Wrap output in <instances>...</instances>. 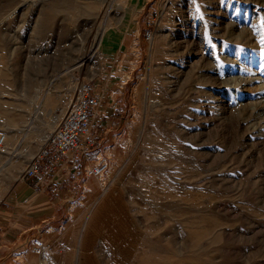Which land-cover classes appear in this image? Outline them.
I'll return each mask as SVG.
<instances>
[{
    "label": "rangeland",
    "instance_id": "rangeland-1",
    "mask_svg": "<svg viewBox=\"0 0 264 264\" xmlns=\"http://www.w3.org/2000/svg\"><path fill=\"white\" fill-rule=\"evenodd\" d=\"M167 1L0 0V203L83 85L106 107L60 264H264V0Z\"/></svg>",
    "mask_w": 264,
    "mask_h": 264
},
{
    "label": "crops",
    "instance_id": "crops-1",
    "mask_svg": "<svg viewBox=\"0 0 264 264\" xmlns=\"http://www.w3.org/2000/svg\"><path fill=\"white\" fill-rule=\"evenodd\" d=\"M95 94L100 102L96 112L104 113L106 107L100 91ZM85 165L93 163L87 160ZM87 178L80 164L75 166L67 162L48 167L47 160L46 163L39 162L35 175L22 176L9 196L0 203V264H60V261L68 262L74 253L80 251L81 235L76 229L80 218L65 216L62 207L73 198L74 192L70 187L81 189L80 202H83L88 192ZM96 209H90L89 219ZM37 237L45 245L43 255H35L31 251L32 240Z\"/></svg>",
    "mask_w": 264,
    "mask_h": 264
},
{
    "label": "built area",
    "instance_id": "built-area-1",
    "mask_svg": "<svg viewBox=\"0 0 264 264\" xmlns=\"http://www.w3.org/2000/svg\"><path fill=\"white\" fill-rule=\"evenodd\" d=\"M144 35L150 41L152 30L146 29ZM89 90L86 85L81 87L56 127L46 138L41 152L24 171L23 176L35 175L38 171L37 161L43 159L47 160L48 167L61 166L67 162L76 166L83 162L84 173L88 177H100L107 171L109 165L107 158L100 160L98 153H95L96 140L91 129L99 101L96 95L89 93ZM3 143L4 137L0 136V147ZM90 157L95 158L96 163L86 166L85 162ZM44 249L45 245L41 238L32 240L33 254L42 255Z\"/></svg>",
    "mask_w": 264,
    "mask_h": 264
},
{
    "label": "bare ground",
    "instance_id": "bare-ground-1",
    "mask_svg": "<svg viewBox=\"0 0 264 264\" xmlns=\"http://www.w3.org/2000/svg\"><path fill=\"white\" fill-rule=\"evenodd\" d=\"M169 1V0H168ZM167 1V2H168ZM0 136H3L4 137V143H3V146L5 147V144L7 145V136H6V134H0ZM15 150V149H14ZM42 150V149H41ZM41 152V151H40ZM39 154V153H38ZM36 157V156H35ZM35 157L33 158V159H31V161L33 162L34 161V159H35ZM31 162V163H32ZM12 163L9 161V165H11ZM7 165V164H6ZM31 165V164H30ZM29 165V166H30ZM110 196V195H109ZM109 196H107V197H109ZM112 196V195H111ZM113 198V197H112ZM109 199H110V197H109ZM103 203V202H102ZM103 207H104V205L103 204H101ZM99 209V208H98ZM110 209H112V208H110ZM114 209V208H113ZM113 212H116L115 210L113 211ZM108 215V214H107ZM97 220H96V217L95 218H93L92 220H91V223L90 224H94L95 222H96ZM113 234V233H112ZM111 235V234H110ZM111 237H112V235H111ZM110 241V240H109ZM45 250V249H44ZM43 254H44V252H43ZM42 254V255H43Z\"/></svg>",
    "mask_w": 264,
    "mask_h": 264
}]
</instances>
